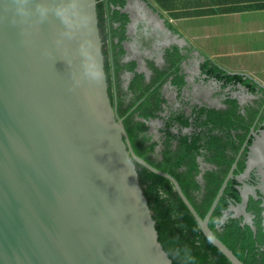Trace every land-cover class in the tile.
I'll list each match as a JSON object with an SVG mask.
<instances>
[{
  "label": "water",
  "instance_id": "1",
  "mask_svg": "<svg viewBox=\"0 0 264 264\" xmlns=\"http://www.w3.org/2000/svg\"><path fill=\"white\" fill-rule=\"evenodd\" d=\"M128 1L110 7L124 11ZM97 3L0 0V264H174L138 165L168 179L205 238L244 264L209 227L236 165L201 217L173 175L134 152L110 95ZM238 188L241 201L230 209L255 229L246 188L258 198V186Z\"/></svg>",
  "mask_w": 264,
  "mask_h": 264
},
{
  "label": "trees",
  "instance_id": "2",
  "mask_svg": "<svg viewBox=\"0 0 264 264\" xmlns=\"http://www.w3.org/2000/svg\"><path fill=\"white\" fill-rule=\"evenodd\" d=\"M126 0H98V23L102 37L107 31L106 22L109 17L111 23L119 25L112 29L111 36L117 37L118 41L114 47L118 51L114 57L115 73L118 74L120 68L126 67L133 70L135 61L127 64H120L119 59L124 53L121 41L125 39L127 15L120 12V9H114L106 17V8L109 4L122 7ZM202 66L208 75L216 77L217 80L227 83H242L253 90L254 84L250 80L238 74H226L215 62L207 59ZM109 76L110 66H107ZM177 83H183L181 77H177ZM150 83L144 82L143 73H134L128 91L133 93V97L127 104L117 98V111L120 116H124V125L129 135V139L134 152L146 160L151 165L166 171L173 175L186 197L194 206L197 213L203 217L210 207L224 177L231 165H216L215 169L206 170L203 174V181L197 179L200 172L199 165L196 161L200 148L208 150L216 149L221 145V137L217 134L207 132L201 136L202 125H210L209 130L224 128L225 121L220 110L209 109L205 113V118L201 121L189 123L182 114L177 116L182 126L193 125L195 128L191 133L178 134L177 144L174 149L169 142L171 133L168 129L170 121L166 118L165 124L160 131L165 132V139L162 141L159 151L156 153L155 148L158 145L156 140L152 139L149 134V125L144 120L153 119L158 116V112L165 102L160 86L153 90ZM119 93V91H118ZM119 95V94H118ZM144 95V99L136 108L128 113L139 99ZM232 106L234 101L229 100ZM204 109L201 108L200 112ZM219 115V117H218ZM140 117L143 120H139ZM244 165H239L234 174L240 173ZM140 183L143 191L147 196L149 207L152 211L153 218L156 221V228L165 250L169 253L174 264H231L229 260L202 234L194 217L189 212L185 204L181 201L174 191L170 181L159 176L142 165H138ZM239 182L232 177L228 182L220 197L210 219L209 227L216 237H218L244 264H264V227L262 225V207L255 205V217L253 224L255 229L247 222L243 221V215L234 216L229 207L236 205L241 201L239 191ZM252 200V199H250ZM259 203V201H257ZM228 211L227 218L218 225V219Z\"/></svg>",
  "mask_w": 264,
  "mask_h": 264
},
{
  "label": "flooded vegetation",
  "instance_id": "3",
  "mask_svg": "<svg viewBox=\"0 0 264 264\" xmlns=\"http://www.w3.org/2000/svg\"><path fill=\"white\" fill-rule=\"evenodd\" d=\"M115 24L110 22L109 17L107 18V31L103 41L106 40V37L109 38L111 56H108L105 46H103V51L106 68L108 65L110 66L109 76L107 73L109 90L112 99L114 98L116 101V107L118 96L124 104H127L133 97V93L128 91V86L134 73H143L145 83L153 81L150 90L160 86L165 102L162 103L158 116L152 119L154 122L152 124L147 123L149 134L152 135L153 140L158 142L155 148L156 153L165 139V132L159 129L164 126L166 118L170 121L168 127L171 133L169 142L171 148L174 149L178 134L191 133L195 128L193 125L182 126L181 121L177 119L178 115L182 114L189 123H193L203 120L209 109L220 110L223 116L219 117L218 115V117L225 121L224 128L211 131L209 130V124L199 127L201 136H205L207 132L220 136L221 145L211 150L200 148V153L196 157L200 172L196 177L202 182L204 172L215 169L216 165L235 164L234 170L239 165H244L240 173L234 174L233 170V177L239 183L243 182L249 187L258 186V189H256L258 198H254L250 189L246 188L248 198L245 210L254 218V206L262 207L263 222L264 207L262 206V199H264V196L260 194V191L264 189V88L255 83H253V90L240 82L224 84V81L208 75L202 64L210 58L205 57L199 51L190 49L188 44H185L182 40L176 43L169 35L158 28L152 34H148L141 29L130 37L126 34L125 39L121 41L123 49L125 46L126 50L124 49L119 63L127 64L135 61V67L133 70L126 67L120 68L116 75L114 57L118 47H114V44L117 43L118 38L111 36V27L112 29L117 27ZM221 69L225 72L223 68ZM233 74L237 73L230 75ZM177 77L182 78V84L177 83ZM229 100H233L235 106H232ZM132 107H130L128 113L136 108L131 110ZM201 108L204 109L202 112H200ZM247 168H249L247 175L239 177ZM230 207L229 210H231ZM218 225L220 224L218 223Z\"/></svg>",
  "mask_w": 264,
  "mask_h": 264
},
{
  "label": "crops",
  "instance_id": "4",
  "mask_svg": "<svg viewBox=\"0 0 264 264\" xmlns=\"http://www.w3.org/2000/svg\"><path fill=\"white\" fill-rule=\"evenodd\" d=\"M114 9L109 4L106 17ZM120 12L132 21L128 37L140 29L152 34L160 13L172 40H182L224 70L264 83V0H129ZM105 39L111 56V42Z\"/></svg>",
  "mask_w": 264,
  "mask_h": 264
}]
</instances>
